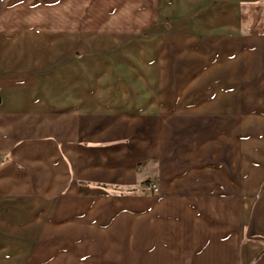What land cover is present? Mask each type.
<instances>
[{
  "label": "crops",
  "instance_id": "0c3cea01",
  "mask_svg": "<svg viewBox=\"0 0 264 264\" xmlns=\"http://www.w3.org/2000/svg\"><path fill=\"white\" fill-rule=\"evenodd\" d=\"M83 3L0 0V227L31 229L55 264H264L245 134L264 36L248 64L240 29L162 27L151 89L134 77L104 104L70 44Z\"/></svg>",
  "mask_w": 264,
  "mask_h": 264
},
{
  "label": "rangeland",
  "instance_id": "374dc122",
  "mask_svg": "<svg viewBox=\"0 0 264 264\" xmlns=\"http://www.w3.org/2000/svg\"><path fill=\"white\" fill-rule=\"evenodd\" d=\"M83 1L81 7L86 18L85 31L80 36H72L70 44L79 50L74 54L81 62L80 74L86 78L88 93L98 86L97 91L102 93L104 104L125 96L123 94L136 93L138 86L136 79H132L134 77L141 78V83L151 89L156 74L145 63L151 65L154 60L157 34L162 27L178 28L185 32L223 26L240 29V34L247 37L248 64L255 58V53L249 52V49L253 51L256 47L253 37L264 36V0ZM58 13L54 9L49 14ZM207 39L212 37H199L200 41ZM262 56L264 58V52ZM261 64L264 72V61ZM77 71L74 72L78 74ZM247 72V174H263L264 99L259 100L258 97L264 96V83H260L262 74L255 76L254 67H249ZM231 86L239 88L238 83ZM220 88L223 90V87ZM32 235L29 228L0 227V264H55L58 254L53 253V249L49 251L51 255L46 254L45 245H42L43 249L41 246L37 248L35 243L32 244L35 240ZM58 261L63 264L61 260Z\"/></svg>",
  "mask_w": 264,
  "mask_h": 264
},
{
  "label": "built area",
  "instance_id": "2783aa9c",
  "mask_svg": "<svg viewBox=\"0 0 264 264\" xmlns=\"http://www.w3.org/2000/svg\"><path fill=\"white\" fill-rule=\"evenodd\" d=\"M151 188H152L153 192H155V193L159 192V189L157 188V186L151 185Z\"/></svg>",
  "mask_w": 264,
  "mask_h": 264
}]
</instances>
